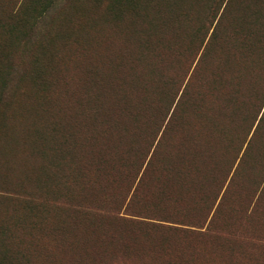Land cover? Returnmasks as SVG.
Segmentation results:
<instances>
[{
  "label": "rangeland",
  "instance_id": "1",
  "mask_svg": "<svg viewBox=\"0 0 264 264\" xmlns=\"http://www.w3.org/2000/svg\"><path fill=\"white\" fill-rule=\"evenodd\" d=\"M111 4L0 0V181L20 182L0 188V263L264 264V137L238 165L232 158L213 192L199 182L191 195V173L182 160L181 138L184 131L190 136L193 124L194 151L191 139L185 143L196 160L198 144L214 139L197 130L200 108L189 101L207 93L201 79L222 66L212 48L202 57L215 21L150 34L144 16L134 20L125 13L118 20L108 13ZM149 41L161 47L155 54L145 49ZM150 80L160 81L167 97L153 94L148 101ZM40 89L49 95L44 102ZM182 90L183 125L179 112L166 123ZM123 91L130 96L126 106L119 102L129 131L114 138L112 165L90 167L80 185L63 183L64 203H49L48 187L32 180L41 157L22 146L23 137L36 139L34 127L41 131L47 114L60 110L57 115L78 124L84 98L113 110L110 92ZM215 91L208 93L214 97ZM246 123L225 122L240 125L242 135ZM162 132L164 146L153 151ZM74 139L76 156H84L89 138L78 131ZM88 150L97 158L94 144Z\"/></svg>",
  "mask_w": 264,
  "mask_h": 264
},
{
  "label": "trees",
  "instance_id": "2",
  "mask_svg": "<svg viewBox=\"0 0 264 264\" xmlns=\"http://www.w3.org/2000/svg\"><path fill=\"white\" fill-rule=\"evenodd\" d=\"M111 1L112 4L108 9L109 14L118 18V20L125 13V15L130 16L134 20L139 16H144L147 24L145 30L150 31V34L152 31L159 34L173 31L174 34H177L189 21L198 23L203 20L208 22V19L210 23L215 21L208 45L202 52V57L204 54H208L212 48V51H216L221 59L222 66L217 71L214 68L212 72L201 79L206 82L207 93L200 91L189 101L193 108L195 106L200 108L197 111V130L201 128L207 137L213 136L214 139H208L204 143L206 146L203 148L201 146L203 144H198V160L192 153L194 151V139L191 137H193L194 124L193 127L192 124L190 126L192 127V132L189 133L190 136H185L186 132L184 131V138H181L180 142L181 145L184 142L185 148L182 156V160L184 157L183 163H187L189 174L191 173V195L200 186L199 182L208 184V191L211 188L213 192L214 188L212 187H215L223 172L228 173L226 168L232 158H238L237 164L245 150H248L252 144H263L264 0ZM141 32H144V30ZM199 32L200 29L195 32V35ZM158 48L161 47L157 43H151L150 41L145 46L149 53L152 52L154 54V51ZM230 56L234 58V61H230V58H228ZM135 60L138 61L140 59L136 58ZM151 79L153 78L151 77ZM159 84L160 81L153 82L150 80L147 91L148 101L153 94L163 98L167 97L163 89H158L160 88ZM210 85L211 87L209 88ZM209 89H216L214 97L208 93ZM46 92L44 89H40V101L43 99L42 102H44V100L49 98ZM110 97L114 99L117 110L115 107L113 110L107 108L97 98L94 102L84 98L83 108L75 118L78 124L73 125V121L70 122V120L57 115L61 114L60 110L47 114L49 115L48 119L42 123L41 131L34 127L31 134L36 139L23 137L22 146L25 147L27 145L30 152L36 153V155L38 154L41 157L32 180L41 188L48 187L46 190H41H45L44 193L52 194L53 197L49 200V203H64L63 200H59V191L63 188V183L74 181L75 184L80 185L84 183L85 171L90 167L102 168L109 164L112 165L111 155L118 145L114 138H119L122 132L129 131L124 124L123 108L127 105L130 96L128 97L126 92L123 91L119 95L117 92H110ZM185 97L187 95L182 90L180 96L174 102L175 105L166 123L179 112L180 125H183L182 120L186 114L178 108L181 103L183 104ZM119 102H125V106L120 107ZM138 105L136 104L135 108ZM145 105L146 103L142 106ZM40 110H44L45 113L48 112L45 106H42ZM80 116L86 118V122L83 119H78ZM136 116L137 111L134 109V118ZM236 118L247 122L243 129V135L240 134L241 129L236 128L240 125L230 128L225 124L226 121H230V119L234 121ZM78 125H82L80 130H78ZM78 131L82 132L90 140V142L85 143L89 145L85 149L84 156H76L75 154L76 142L74 138ZM160 135L153 151L156 146H164L163 132ZM190 139L192 152L191 148L186 146L185 143V141ZM91 144H94L98 149L97 158L87 156ZM261 146L264 148V145ZM84 147L86 146L84 145L83 149ZM106 149L108 156L106 153H102V156L99 157L101 150L106 151ZM153 151L148 163L153 157ZM240 152L241 154L238 155ZM229 153L230 156H228ZM237 165H235V168H237ZM217 172H219L217 174L218 180L210 183ZM29 174L28 171L25 172L23 179L28 178ZM6 179L8 180L9 177ZM6 183L12 185L14 189L20 185V182L2 180L0 181V188H4L7 185ZM223 184H219L221 188ZM63 198L69 200L65 196ZM72 198L73 196L71 197L70 194V200ZM69 204L71 203L69 202ZM210 208L211 206H209Z\"/></svg>",
  "mask_w": 264,
  "mask_h": 264
}]
</instances>
